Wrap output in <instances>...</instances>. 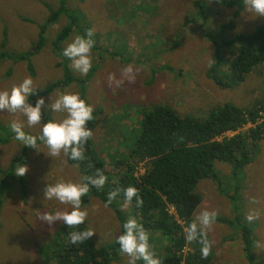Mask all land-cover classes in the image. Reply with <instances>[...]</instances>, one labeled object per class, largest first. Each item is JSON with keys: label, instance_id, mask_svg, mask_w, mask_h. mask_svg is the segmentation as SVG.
<instances>
[{"label": "rangeland", "instance_id": "rangeland-1", "mask_svg": "<svg viewBox=\"0 0 264 264\" xmlns=\"http://www.w3.org/2000/svg\"><path fill=\"white\" fill-rule=\"evenodd\" d=\"M195 1L67 0V7L80 14L83 26L87 30L94 29L96 46L92 49L91 69H95L87 83V99L93 109L101 110L94 117L98 124L93 131V139L97 153L106 160L110 170L114 167L110 162L112 155L119 157L129 153V143L135 130L133 127L137 124V112L141 108L165 104L181 115L203 116L211 108L226 102L250 107L264 99V63L255 66L243 82L232 88L219 87L207 76L209 61L213 60L217 46L206 37L212 34L218 39L221 54L227 61L238 52V48L236 45L227 46L222 40L254 32L264 25V17H254L245 7L238 17H234L237 7L225 6L217 0H203L207 11L203 21L197 15ZM58 5V0H0V53L6 49L5 52L16 56L28 50L34 51L39 31L45 25L50 9L56 10ZM149 7L157 8L156 13H150ZM22 16L30 21L22 19ZM231 19L235 20L234 27L222 31L221 25L227 24ZM65 25L67 18L64 15L51 25L45 46L32 57L35 75H30L26 61L0 59V90H10L13 84H19L28 76L38 88L64 78L65 70L61 65L63 60L53 51L52 41ZM74 36L75 33L62 42V50ZM178 36L180 43L174 47ZM159 38L162 39L161 43ZM112 51L121 52L122 55L114 56L110 54ZM130 57H143L145 62L128 61ZM165 64L172 66L175 72L163 69ZM68 65L76 77L88 75L82 76L74 71L70 60ZM128 66L132 67L130 75H134V82H129L124 74V69ZM152 67L158 68L153 81ZM110 76L114 78L111 84ZM116 80L122 81L119 87L116 86ZM58 92L79 93V86L74 82L66 87L56 88L47 95H40L45 98L43 110L52 119H62L65 115L51 112L47 107L50 96L53 94L55 98ZM14 119L25 121L26 132L37 136L40 134L41 126L28 128L26 118L21 114L0 112V136L10 135V142L0 143V167L3 169L7 168L10 160L23 147L21 142L14 139L15 134L9 128ZM45 119L42 117L41 123L48 121ZM252 126L249 122L242 127V131L248 132ZM227 134L232 136L235 132ZM38 145L40 152L29 148L28 171L25 174L26 195H22L16 174L2 184L0 264H53L52 261H47L46 253H50L47 250L51 249L54 240L63 237L66 228L69 229L62 221H55L49 226L47 222L37 218L39 212H55L65 207L56 200L44 201L43 189L48 183L61 179L79 182L83 176L79 167L71 165L63 153L60 157L52 158L44 153L48 149L43 143ZM144 167L145 164L141 162L137 174L144 173ZM216 167L224 178L223 188L230 189L234 184L230 177L231 164L218 162ZM1 180L0 175V183ZM238 180L241 184L240 199L236 203L238 209L218 190V185L213 180H201L196 190L203 200L193 219L205 208L228 218L241 213L243 222L254 228L255 243L252 253L255 262L264 264V251L258 252L255 249L257 241L264 243V140H261L257 149L254 148L253 161L245 166ZM253 197L259 201L258 204L250 203ZM82 207L88 211L85 222L88 229L95 230L93 237L97 245L102 246L117 239L122 225L111 207H105L97 198ZM128 208L129 206L126 209L129 210ZM170 209L174 212V207L170 206ZM251 209L258 210L260 218L248 223L245 217ZM232 225L224 224L216 218L214 228L209 233L211 240L215 242V255L211 264H249L241 245L243 242L240 232L236 229L237 223ZM159 247L160 244L156 243L153 250L157 251ZM127 261L128 257L119 252L112 264H127Z\"/></svg>", "mask_w": 264, "mask_h": 264}, {"label": "trees", "instance_id": "trees-1", "mask_svg": "<svg viewBox=\"0 0 264 264\" xmlns=\"http://www.w3.org/2000/svg\"><path fill=\"white\" fill-rule=\"evenodd\" d=\"M217 1L228 7H237L234 17H238L245 7L243 0ZM58 4V9H50L46 23L39 31L37 47L34 51L28 50L16 56L5 52L6 49L0 53L1 60L26 61L30 75H35L33 55L45 46L51 25L57 22L61 16H66L67 25L58 31L52 41L53 51L63 60L61 65L65 70L64 78L51 85L38 88L35 95H30L28 101L33 106L38 96L47 95L56 88L66 87L74 82L79 86L80 97L89 104L87 83L93 76L95 68L91 69L85 77H76L68 65L69 59L63 55L61 46L62 42L70 35L85 34L87 27L83 26L80 21V14L67 7V0H58ZM196 6L199 16H205L207 11L204 1L197 0ZM136 8L134 7V10H137ZM22 19L30 21L23 16ZM234 24L235 20L231 19L220 28L223 31L234 27ZM185 25L188 26V23ZM4 36L5 44H7L6 34ZM206 37L217 46L212 60L214 63L208 68L207 76L219 87L238 86L255 66L264 63V25L259 26L252 33L239 34L233 38L222 40L223 44L236 45L238 48L237 55L235 54L227 61L221 54L222 49L218 39L212 34L206 35ZM179 39V36L175 38L174 47L179 45ZM158 41L161 43L162 39L159 38ZM110 54L122 55L118 51H112ZM133 60L145 62L143 57L140 59L128 58V61ZM163 69L175 72V69L168 64H165ZM151 72L153 74L151 81H153L158 68L152 67ZM94 110H96L93 112L94 117L101 113L99 109ZM137 116V124L133 127L135 130L129 143V153L121 154L119 157L115 154L111 156L110 162L114 165L113 170L108 168L106 160L97 153L93 137L85 145V160L74 161L67 157L71 165L79 167L82 176L94 175L96 170L100 169L108 177L102 188L97 189L90 186L89 193L82 197V206L93 198H97L105 204L107 194L111 190L124 189L129 185L134 186L139 189V195L143 199L142 207L136 206L134 198L129 205V210H122L123 191L109 205L116 212L121 225L130 215L136 217L138 222L142 223L150 233L151 245L160 244L155 253L162 260V264H211L214 258V249L207 259H202L199 244L188 243L184 235V227L193 220L195 211L203 200L196 188L201 180L211 179L218 185V190L229 198L232 205H235V209H238L236 203L240 199L241 190L238 178L245 166L253 161L254 148L257 149L261 140H264V99L250 107H240L234 103L226 102L211 108L203 116L181 115L168 105L155 104L150 108H141L137 112ZM42 117L48 120L52 119L51 115L46 113L43 108ZM249 122L253 126L248 129V132L242 131V127ZM97 124L96 119L88 122L92 131ZM228 132H235V134L228 136ZM8 142H10V135L0 136V143ZM41 143L38 141V144ZM29 148L23 146L20 152L10 160L6 169L0 167L2 178L0 196L3 195L2 184L15 174L14 171L18 163L28 165ZM141 162L145 164V171L142 174H137ZM218 162L230 163L232 166L230 177L234 184L230 189L223 188L224 178L216 167ZM19 185L22 195L25 196L27 192L25 175L19 177ZM170 206L174 207V212L170 211ZM217 220L229 226L237 223L236 229L240 232L246 259L249 264H257L252 253L255 243L253 226L243 222L241 213H237L234 218L217 216ZM86 229H88L86 222L77 229L66 228L63 237L57 241L54 240L51 249L47 250L50 252L46 253L47 261H52L53 264H112L120 252L116 240L102 246L97 245L93 236L78 245L70 242V232ZM39 253L41 252L39 251ZM138 264H143V262L138 261Z\"/></svg>", "mask_w": 264, "mask_h": 264}, {"label": "clouds", "instance_id": "clouds-1", "mask_svg": "<svg viewBox=\"0 0 264 264\" xmlns=\"http://www.w3.org/2000/svg\"><path fill=\"white\" fill-rule=\"evenodd\" d=\"M246 10L254 14V17H264V0H243ZM95 45L94 29H88L85 34H77L66 44L63 55L71 61V67L82 76L87 75L92 68V49ZM214 61H209V67ZM132 67L124 69V74L129 82H134ZM109 77V82L113 81ZM119 87L120 80L115 81ZM37 86L33 79L25 77L19 84H13L11 89L0 90V112L10 114H21L26 118V126L33 128L40 125L39 136L25 131V121L12 120L9 128L15 134L14 139L21 142L23 146H28L40 152L38 141L42 142L48 149L44 152L47 156L57 158L63 153L74 161H83L85 157V145L92 139L93 131L88 126V122L94 119L93 106L88 104L79 93L58 92L53 98L50 96V103L47 107L54 113H64L62 119H49L46 123L42 121V108L45 106V98L40 96L35 105L29 103L28 97L37 93ZM28 171L26 164L18 163L15 174L20 177ZM108 177L97 169L94 175H85L79 182L71 180H58L55 183H48L43 189L44 201L56 200L65 207L55 212H39L37 218L42 222H47L51 226L55 221H62L68 228L77 229L88 217L87 209L82 207V197L90 191V186L97 189L102 188ZM123 191L124 202L121 209H126L135 198L137 207L143 206V199L139 195V189L134 186H127L124 189L115 188L108 192L105 207H108ZM252 204H258L256 198L250 200ZM218 213L215 210H204L198 212L194 219L184 227L185 239L188 243H197L200 246L202 259H207L213 252L214 241L209 238V233L213 230ZM260 218V212L251 209L246 214V221L252 223ZM123 231L117 236L116 242L123 255L128 257L127 264H162V260L156 255L150 243V233L138 222L134 216H129L122 225ZM95 233L89 228L83 231L76 230L69 234L70 242L74 245L88 241ZM255 249L264 251V243L257 241Z\"/></svg>", "mask_w": 264, "mask_h": 264}, {"label": "crops", "instance_id": "crops-1", "mask_svg": "<svg viewBox=\"0 0 264 264\" xmlns=\"http://www.w3.org/2000/svg\"><path fill=\"white\" fill-rule=\"evenodd\" d=\"M195 2H197V0L195 1ZM149 9V12L150 13H156V10H157V8H151V7H149L148 8ZM197 12H198V10H197ZM197 15L199 16V14L197 13ZM201 16V15H200ZM201 18L203 19V21H205V19H206V14H205V16H201ZM204 23V22H203ZM190 30V28H187V30ZM241 241V240H240ZM242 245V247H243V243L241 244ZM245 254V253H244ZM214 255H215V253H214ZM214 260V259H213ZM212 260V261H213Z\"/></svg>", "mask_w": 264, "mask_h": 264}]
</instances>
